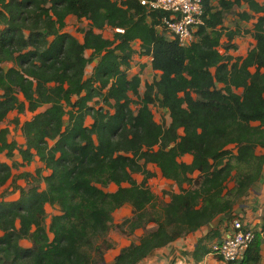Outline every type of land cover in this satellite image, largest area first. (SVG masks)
I'll return each instance as SVG.
<instances>
[{
	"label": "trees",
	"instance_id": "16d2710c",
	"mask_svg": "<svg viewBox=\"0 0 264 264\" xmlns=\"http://www.w3.org/2000/svg\"><path fill=\"white\" fill-rule=\"evenodd\" d=\"M205 6L197 40L182 47L159 29L163 14L139 0H0V127L12 112L35 114L21 126L22 145L0 129V155L13 161H0V190L14 180V168L41 163L17 177L26 183L16 186L18 199L0 202V264H107L114 228L144 234L112 264H140L220 217L240 218L235 206L264 173V2ZM243 6L248 11L239 16L256 17L253 29L224 28ZM71 16L89 22L83 41L65 31ZM107 28L113 39L101 33ZM243 33L255 46L244 57L227 54ZM137 42L159 73L143 94L140 74H129ZM152 106L169 114V125L155 120ZM150 165L179 189L160 206L148 184ZM126 205L133 215L116 226L114 213ZM47 206L58 214L49 217ZM255 233L243 259L228 264H260L264 225ZM217 236L197 242V262Z\"/></svg>",
	"mask_w": 264,
	"mask_h": 264
},
{
	"label": "rangeland",
	"instance_id": "374dc122",
	"mask_svg": "<svg viewBox=\"0 0 264 264\" xmlns=\"http://www.w3.org/2000/svg\"><path fill=\"white\" fill-rule=\"evenodd\" d=\"M259 3H263L264 0H257ZM248 11L246 6H243L242 8H235L231 14H229L225 21L223 27L229 30H234L236 28H240L245 31H250L253 29L254 24L256 23V17H254L250 21H242L240 18V14L244 11ZM89 22L86 20L79 21L76 17L71 16L67 19V28L65 31L80 41L83 40V33L82 30H86L88 28ZM104 37L108 39H113L115 31L107 28L101 32ZM168 34V33H167ZM236 46L235 49H230V51H227V54L233 56V57H244L246 54L255 46V41L251 34H242L241 36L237 37L236 40L233 42ZM228 46L227 39H223L222 46L220 48V52L222 54L226 53V48ZM134 49L137 51V53L134 56L133 62H132V68L129 72L130 77L140 74L142 79V84L140 88V93L143 94L145 91V85L146 83H152L155 79L159 77V73L154 71L151 67V58L150 57H142L139 54V43L134 44ZM91 55L90 52L87 53V56L89 57ZM94 68V64L89 65V67L86 70V76H90L92 74ZM223 86L218 84V88H222ZM237 93L241 94L242 90H238ZM133 100L135 102H138V99L134 96H132ZM95 106L99 107L101 105L95 104ZM138 108L137 103L133 105V109L136 110ZM152 111L155 117V120L158 123H163L165 125H169L171 122V119L169 117V114L164 111L163 109H160L158 106H152ZM35 114L32 113H26V114H18L17 112H12L7 119L4 121V123L1 125L0 129L8 128L10 131L9 139L10 141H16L20 145H22L25 140L21 131V126L25 121L31 120ZM89 120V119H88ZM89 122V121H88ZM233 148V147H231ZM259 153H264V150H259ZM15 160L16 162H21V158L19 157V154L15 153ZM182 160L186 163H190L192 161L191 156H185L182 158ZM0 161L8 163L9 165H12L13 161L9 160L4 154L0 155ZM41 167V163L39 161L33 162L31 165L20 167V168H14L13 174H14V180H11L2 190H0V202L2 200L5 201H14L18 199L19 192L16 191V186H25L26 183L24 180L17 179V177L22 172H30L35 173L38 168ZM149 169L151 172H153L154 177L149 180V187L153 191V193L157 197V204L160 206L163 203H166L169 201L170 192H179L178 187L172 183L171 181H168L164 179L159 171V169L155 165H150ZM134 178L137 180V182L141 183L143 180V176L141 175H135ZM14 181V182H13ZM15 184V186H14ZM230 187H233V182L229 184ZM186 188L188 186H185ZM255 187V186H254ZM254 187L248 192V194L241 200L242 205L245 207H254L255 211L250 213V219H261L264 217V198L255 196V199L252 198L253 189ZM258 190H264V183H259ZM117 188L115 186L110 187L109 191L113 192ZM252 191V192H251ZM236 207V206H235ZM235 209V208H234ZM261 209V210H260ZM47 211L49 214V217L51 215H54L57 213V208L53 207H47ZM133 215V208L131 205H126L123 208L119 209L114 213V221L116 226L122 224L125 220L132 217ZM49 218L47 222H49ZM155 226L153 224L148 226V229L151 230ZM127 229V228H126ZM144 234V231L139 230L135 236L128 235V233H125L124 231H121L118 228H114L110 234L109 239L114 244L115 251L119 249L120 247H126L130 245L132 242L137 241V239ZM132 236V237H131ZM113 249V250H114ZM106 254H109L107 257V260H110L113 257V252L111 250L107 251ZM106 254H105V260H106Z\"/></svg>",
	"mask_w": 264,
	"mask_h": 264
},
{
	"label": "built area",
	"instance_id": "2783aa9c",
	"mask_svg": "<svg viewBox=\"0 0 264 264\" xmlns=\"http://www.w3.org/2000/svg\"><path fill=\"white\" fill-rule=\"evenodd\" d=\"M123 5L127 0H112ZM149 11L161 12L159 29L166 30L169 38L188 47L197 40V32L204 25L205 0H139ZM236 218L231 224V234L225 240L214 242L210 255L225 263H239L255 240V230Z\"/></svg>",
	"mask_w": 264,
	"mask_h": 264
},
{
	"label": "crops",
	"instance_id": "0c3cea01",
	"mask_svg": "<svg viewBox=\"0 0 264 264\" xmlns=\"http://www.w3.org/2000/svg\"><path fill=\"white\" fill-rule=\"evenodd\" d=\"M139 47H140V43H139ZM91 75L92 74H90V76ZM86 77L88 78V76ZM88 121L89 122H87V124L89 125L91 123V120L89 119ZM259 183H264V173L262 180L258 182L253 189L254 194L252 195V198L254 199L255 196L258 197L261 196V198H264V190L259 191L257 188ZM241 200L236 205L233 216L242 218L244 223L253 230L261 231L264 225V219H263L264 217L261 219L259 218L250 219V213L255 211V208L254 207L248 208L243 206ZM56 214H58V209ZM231 224L232 221L225 220L223 217H220L215 222H213V224L203 227L196 233H192L184 238L178 239L177 241H175L174 243L170 244L165 248H161L154 251L148 258H146L140 264H227L210 254L205 256L202 261L197 262L194 259L193 253L197 242L210 232H218V236L212 241V243L223 241L227 237H229V235L231 234ZM212 243L210 244V246L212 245ZM22 244L25 247L31 246L27 241L22 242ZM122 248L123 247H120L116 251L115 249L111 250L113 252V257L110 260H107L109 254H106V263L112 264L115 257L120 253V250ZM260 264H264V244L262 246V259L260 261Z\"/></svg>",
	"mask_w": 264,
	"mask_h": 264
}]
</instances>
